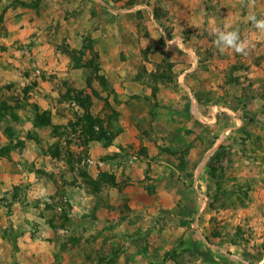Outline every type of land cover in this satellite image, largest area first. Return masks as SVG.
I'll return each instance as SVG.
<instances>
[{"label":"rangeland","instance_id":"rangeland-1","mask_svg":"<svg viewBox=\"0 0 264 264\" xmlns=\"http://www.w3.org/2000/svg\"><path fill=\"white\" fill-rule=\"evenodd\" d=\"M100 1L0 0V264H264V0Z\"/></svg>","mask_w":264,"mask_h":264},{"label":"clouds","instance_id":"clouds-1","mask_svg":"<svg viewBox=\"0 0 264 264\" xmlns=\"http://www.w3.org/2000/svg\"><path fill=\"white\" fill-rule=\"evenodd\" d=\"M256 0H248L250 6L255 5ZM249 22L254 29L261 33H264V17H257L256 15H251L249 17ZM214 37V46L221 52H225L228 49L235 51L237 54L242 56H247L251 51V44L249 41L242 37L239 29H228L227 26L224 30L216 28L209 33Z\"/></svg>","mask_w":264,"mask_h":264},{"label":"crops","instance_id":"crops-1","mask_svg":"<svg viewBox=\"0 0 264 264\" xmlns=\"http://www.w3.org/2000/svg\"><path fill=\"white\" fill-rule=\"evenodd\" d=\"M58 2H61L62 0H57ZM87 3V4H86ZM86 4V10H87V13L90 15V16H103V14H105V11H107V9L108 10H110V11H112L113 13H115V14H119L120 13V11H121V8L120 9H114L113 7H111L110 5H109V3L107 2V1H105V0H101L100 2H99V5L98 6H96V7H93V8H91L90 7V4L88 3V2H84V5ZM52 5V4H51ZM90 7V8H89ZM230 26H232V23L231 24H229ZM41 47H44V46H41ZM46 53H48V55H49V53H52V52H49V51H47ZM42 57H44V56H42ZM49 58H47V61L50 63V65L52 66V67H56L57 68V66H58V63H60L59 61L60 60H58V59H63V66H66L65 64H66V62L67 61H70L69 59H65L64 57L62 58L59 54L58 55H55V54H52V56H48ZM51 58V59H50ZM10 60V59H9ZM66 67H64L63 69H65ZM1 70H0V72L1 73H4L3 75L4 76H6L7 74H9L10 72L8 71H6V70H4L3 68H0ZM76 70V72H74V70H71L70 71V77H72V79H74L75 77L74 76H76V75H78L79 76V80H80V83H82V85H84V84H86L87 85V83H86V80H88V78H87V73L86 72H82V69L81 68H77V69H75ZM7 73V74H6ZM150 73V72H149ZM59 75H60V77H63V79H66V77H68L67 75H69L68 74V72L67 71H62V72H60L59 73ZM62 79V78H61ZM13 117H14V119H17V118H15V116L14 115H12ZM232 116H235L236 117V115L235 114H232ZM11 118V117H10ZM51 118H52V123H55V124H62V122L61 121H57V119H58V117H57V113H55L54 112V109H52V115H51ZM60 118V117H59ZM20 119H21V117H20ZM236 120H237V123L239 122V121H242V119L240 118V117H236ZM20 122V121H19ZM36 131V130H35ZM38 131H41V128H38ZM121 133H123V132H121ZM120 137V136H119ZM132 202H134L135 203V200H132Z\"/></svg>","mask_w":264,"mask_h":264},{"label":"trees","instance_id":"trees-1","mask_svg":"<svg viewBox=\"0 0 264 264\" xmlns=\"http://www.w3.org/2000/svg\"><path fill=\"white\" fill-rule=\"evenodd\" d=\"M9 107V106H8ZM6 111V106L2 107L0 110V119L2 118L3 113ZM86 114L82 117V122L87 123L88 132L91 134L90 137L95 138L97 140L106 137V133L104 128L101 126L100 130H95L96 121L93 119V116L89 113V111L85 112ZM84 120V121H83ZM35 125H52L51 111L50 110H40L37 106V112L35 114ZM107 138V137H106ZM109 137L107 138V140Z\"/></svg>","mask_w":264,"mask_h":264},{"label":"built area","instance_id":"built-area-1","mask_svg":"<svg viewBox=\"0 0 264 264\" xmlns=\"http://www.w3.org/2000/svg\"><path fill=\"white\" fill-rule=\"evenodd\" d=\"M88 162H92V160L91 159H88Z\"/></svg>","mask_w":264,"mask_h":264}]
</instances>
